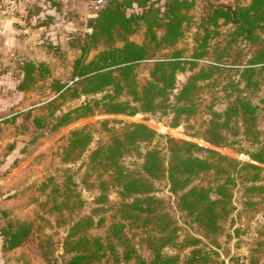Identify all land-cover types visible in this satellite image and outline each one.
<instances>
[{
    "label": "trees",
    "instance_id": "trees-1",
    "mask_svg": "<svg viewBox=\"0 0 264 264\" xmlns=\"http://www.w3.org/2000/svg\"><path fill=\"white\" fill-rule=\"evenodd\" d=\"M102 1L96 17L88 24L90 33L75 47L80 54L73 61L70 83L53 79L46 62L27 61L20 66L22 79L16 86L17 91L31 92L38 82L50 81L49 90L55 97L46 103V109L48 116L54 117L53 131L92 117L96 112L128 117L170 115V126L178 127L182 120L198 113L202 83L209 84L223 71L224 65H242L237 60L234 64L228 61L233 45L244 42L255 50L247 63L235 72L238 79L226 84L225 88L234 93L233 99L222 111L210 108V118L200 135L213 149L159 135L141 123L113 130L107 127L108 121L101 122L109 137L106 143L90 151L81 182L95 180L93 186L98 194L93 213L108 210L110 189L116 190L120 202L105 236H88L90 229L104 226L105 218L90 214L73 219V206L68 201L73 198L78 209L83 201L73 195V174L65 171L61 188L52 187L40 204L48 215L57 214L54 227L64 228L65 236L60 243L61 264H98L102 260L109 264H127L131 260H136V264H179V256L165 255L164 248H191L183 257V264H210L216 253L199 248L200 239L186 237L179 242L178 227L165 211L164 201L154 196V183L167 181L168 191L175 197L176 209L190 218L208 239L220 233L221 221L231 213L237 179L244 183L247 193L264 191V187L256 185L260 181V166L264 165V140H258L256 129L259 107L250 97L242 95L258 91L264 84V0H249L245 5H231L232 8L204 0L207 7L197 25L195 47L189 57H184L176 45L192 22L191 12L196 0ZM227 25L231 26V31L224 48L215 53L211 64L198 67V61L209 54L210 42L220 34L219 28ZM141 29L142 42L131 41L130 37ZM69 48H74L72 42ZM163 50L171 52L157 58ZM92 51L96 53L88 60ZM146 61H152L149 79L139 84L135 72ZM186 71L190 75L177 87V75ZM98 94H101L98 99H85L83 104L54 116L66 100ZM259 104L264 106V97L259 99ZM32 122L41 127L38 118L34 117ZM239 135L257 144L252 152L246 153L252 163H239L214 150L228 146ZM92 140L87 126L71 129L62 147L61 163L79 161ZM160 141L161 148L157 145ZM141 146L145 147L142 162L136 171L128 170L122 159ZM207 174L215 178L212 186L192 185L199 176ZM47 186L48 183H41L40 191L45 192ZM67 210L68 214L64 215ZM2 217L9 215L3 212ZM32 227L30 221L7 220L0 226L1 251L9 252L21 246L33 232ZM126 229L146 232L143 241L151 256L149 262L140 259Z\"/></svg>",
    "mask_w": 264,
    "mask_h": 264
},
{
    "label": "rangeland",
    "instance_id": "rangeland-1",
    "mask_svg": "<svg viewBox=\"0 0 264 264\" xmlns=\"http://www.w3.org/2000/svg\"><path fill=\"white\" fill-rule=\"evenodd\" d=\"M98 0H76L75 3L69 5L68 8H64V4L61 0H54L53 9L63 17L65 29L63 33L70 35L69 39L64 44L59 45L58 36L56 32L54 35V43L48 40V37L43 35L38 36L42 41L40 46L48 47L50 49L54 47L67 48L68 51L62 54V50L59 49L53 53V56L58 60L53 59L54 74L57 77L55 80L62 81L64 83H70L72 64L80 52L75 47L83 37L90 33L88 24L92 19L96 17L98 10L94 8ZM216 5L217 0H210ZM226 5H245L249 0H225ZM4 0H0V12L1 6ZM207 4L204 0H196L195 7L191 12L192 22L189 27L186 28L183 39L176 45L177 49L183 51L184 57H189L193 48L195 47L194 36L197 31V25L200 23ZM19 9L16 10V12ZM42 7H35L30 13L31 15L38 16ZM48 7L44 11H48ZM2 14V13H1ZM46 18H50V14H46ZM43 19L42 23L48 22V19ZM70 18V20H68ZM71 19L73 20L74 30H71L67 25H71ZM49 24V23H47ZM37 25V24H36ZM39 25V24H38ZM71 28V27H70ZM88 30V31H87ZM231 31V26H221L219 28L220 34L210 42L209 54L203 60L198 61V67H204L213 62L215 53L220 52L226 43L227 34ZM143 39V29L135 33L130 37L131 41L141 43ZM74 46L73 49L69 48V44ZM58 45V46H57ZM255 47L239 42L230 50V58L228 61L234 64V61H239L241 66L224 65L223 71L214 76L213 80L207 84V82L201 84V90L199 91V111L198 113L188 119L182 120L178 127L172 128L170 126L171 116H161L160 114H137L132 117L124 115H104L101 113H95L92 117L77 121L68 127L60 128L56 131L51 130V124L54 117L48 116L49 110L46 109V103L53 99L55 95L49 90L50 81L38 82L31 92H21L25 95L27 101H31L33 104H43L42 106H35L29 112V117H24L27 121L26 126H30L26 129L29 145V161H18L13 167V182L14 190L19 193L20 197L17 199V206H25V211L19 216L9 215V217L3 218L2 225L7 220H19L30 221L33 224V232L28 237L27 248L32 252L33 260L40 259L41 264H61L59 255L61 254L60 243L64 238V228H55L54 220L57 214L48 215L45 211L46 208L40 206L45 201V195L50 192L52 187H59L64 180L65 171L68 170L72 173V179L75 186L72 187L73 195L83 201V206L78 209L75 205L73 198H70L68 204H72L73 219L79 216H89L93 214L94 217L102 215L105 218V224L103 227L90 229L87 234L91 237H104L108 225L110 224V218L114 213L115 207L120 202L115 189H110L108 192V210L104 213H93L94 199L97 196V190L95 180L93 178L88 180V183L83 184L82 178L86 171V163L88 155L97 145L107 142L109 133L104 131L101 125L102 121H108L107 127L113 130H119L126 124L141 123L159 135H165L177 140H184L195 143L204 148H211L201 139V132L205 128L206 122L210 118V108L215 111H222L225 109L227 102L234 97V93L227 90L226 84L229 80L236 81L238 79L235 72L240 70L244 66L250 56L252 55ZM74 52L69 54L68 52ZM171 51H161L157 58L165 57ZM71 53V52H70ZM95 51H92L88 60L94 55ZM61 60V61H59ZM152 61L142 62L136 69V80L139 84H143L149 79V70L151 68ZM190 75L189 72L178 74L176 77L177 87H179L186 78ZM214 81V82H213ZM18 85V84H17ZM242 89V85L239 86ZM176 91H174L175 93ZM242 95L250 97L252 102L258 105V115L256 121V129L259 133L258 140H264V106L259 104V99L264 97V84L256 92H246ZM101 94L92 97H81L75 100H66L60 111L54 114L55 117L62 113L73 109L81 104L83 101L90 100L91 98L98 99ZM26 113H24L25 115ZM34 116L41 122V127H36L31 118ZM87 126L92 133L93 140L85 153L82 155L79 161L73 164L64 165L61 163L62 147L65 144V138L71 129ZM232 143L224 148H214L215 151L235 160L239 163H252L247 157L246 153L252 152L257 144L252 140L245 139L242 135L232 139ZM162 147V141L157 144ZM145 151V147L141 146L137 151L127 154L122 163L128 170L136 171L142 162L141 154ZM164 153V151H163ZM201 156H204L201 153ZM260 181L256 185L264 187V165H261ZM11 172V173H12ZM215 178L212 174L202 175L195 179L192 185L197 186H212ZM41 183H48L45 192H41L39 186ZM155 192L154 196L164 201L165 211L169 214L175 225L178 227V240L181 242L186 237H194L200 239L199 248H202L206 252H215L212 256L210 264H264V191L247 193L246 186L237 179V184L233 189L231 213L223 221H221L222 230L216 237L205 238L201 229L188 218L184 213H181L176 209L175 197L168 191L167 181L160 180L154 183ZM61 190V189H60ZM60 199H58L59 201ZM74 203V204H73ZM51 204H48V206ZM68 210L64 212V215L68 214ZM42 217L40 219L39 217ZM145 231L126 229V235L131 240L132 244L137 249V254L140 259L149 262L150 253L147 251L144 244ZM191 248L185 249H173L164 248L162 252L165 255H178L180 258L179 264H183V257L188 255ZM55 260V262H54ZM136 260H131L127 264H136ZM98 264H109L108 261L102 260Z\"/></svg>",
    "mask_w": 264,
    "mask_h": 264
},
{
    "label": "crops",
    "instance_id": "crops-1",
    "mask_svg": "<svg viewBox=\"0 0 264 264\" xmlns=\"http://www.w3.org/2000/svg\"><path fill=\"white\" fill-rule=\"evenodd\" d=\"M16 1L19 4L18 11L12 17L4 16L5 22H0V226H2L3 212L19 216L25 211V206H17L16 203L20 195L14 190L15 179L12 171L18 161H29L30 159L27 154L31 142L24 136L28 132L26 129L30 126H26L24 113L35 106L43 105H31V101H27L25 95L16 90L17 84L22 79L20 66L27 61L46 62L50 66L51 77L57 79L54 74V61L51 57L58 60L53 53L60 47L52 49L42 47L40 46L42 41L38 36L48 37L51 44L55 45L53 38L57 32L59 45H62L70 37L68 32H71L63 33L66 30L65 22L63 17L53 9L52 0ZM74 1L76 0H61L65 3L64 8L69 7L67 2L72 5ZM39 6L42 7L40 14L31 15L30 12ZM46 7L48 11H44ZM46 14H50L51 17L46 18ZM45 18L48 22L41 24ZM73 20L71 19V25H67L71 30H74ZM60 49L62 54L68 51L67 48ZM70 52L68 53H74ZM28 239L21 246L9 252L1 251L0 240V264H41L40 259L33 260L32 252L27 248Z\"/></svg>",
    "mask_w": 264,
    "mask_h": 264
},
{
    "label": "built area",
    "instance_id": "built-area-1",
    "mask_svg": "<svg viewBox=\"0 0 264 264\" xmlns=\"http://www.w3.org/2000/svg\"><path fill=\"white\" fill-rule=\"evenodd\" d=\"M118 1H121V0H118ZM96 4L97 5H95L94 8H96V10H99L103 5V1L98 0V1H96ZM18 5L19 4L16 0H4L3 5L1 6L2 15L7 17V18L12 17L16 13Z\"/></svg>",
    "mask_w": 264,
    "mask_h": 264
},
{
    "label": "water",
    "instance_id": "water-1",
    "mask_svg": "<svg viewBox=\"0 0 264 264\" xmlns=\"http://www.w3.org/2000/svg\"><path fill=\"white\" fill-rule=\"evenodd\" d=\"M225 0H217L216 5H223L224 8H232L231 5H226ZM5 17L1 14L0 12V22L4 23L5 22Z\"/></svg>",
    "mask_w": 264,
    "mask_h": 264
}]
</instances>
